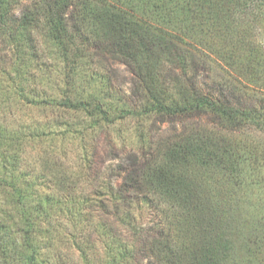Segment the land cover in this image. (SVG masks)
Masks as SVG:
<instances>
[{
	"label": "rangeland",
	"instance_id": "rangeland-1",
	"mask_svg": "<svg viewBox=\"0 0 264 264\" xmlns=\"http://www.w3.org/2000/svg\"><path fill=\"white\" fill-rule=\"evenodd\" d=\"M27 3L19 0L16 12L20 14ZM235 15L240 17L230 32L236 33L230 35L233 42L229 37L218 45H205L199 84L222 102L256 110L254 119L243 126L223 121L217 132L223 140L261 150L264 7L250 10L246 17ZM8 34L0 31V264H164L156 254L161 248L138 226L156 233L160 228L164 239L177 238L180 213L173 215L168 206L139 205L137 197L129 209L125 200H119L117 188L123 178L116 177L113 168L127 163L133 151L161 144L186 127L202 123L211 129L213 115L164 123L115 117V123L89 128L82 113L59 104L63 74L52 43L39 35L34 43L15 45ZM85 69L84 92L115 106L129 104L134 75L126 65L94 56ZM102 85L111 86L110 91ZM258 164L252 166L255 172L262 167ZM225 177L216 174L203 180L204 200L210 199L205 198L209 193L218 202L216 211L210 209L209 220L231 218L232 226L241 228L229 238L222 236L217 261L264 264V226L254 221L264 207V180L259 183L257 175L252 179L246 175L242 185L237 182L233 187Z\"/></svg>",
	"mask_w": 264,
	"mask_h": 264
},
{
	"label": "trees",
	"instance_id": "trees-1",
	"mask_svg": "<svg viewBox=\"0 0 264 264\" xmlns=\"http://www.w3.org/2000/svg\"><path fill=\"white\" fill-rule=\"evenodd\" d=\"M18 1L0 0V31L9 32L15 45L34 43L39 35L52 43L63 74L59 104L82 113L89 128L115 123V117L154 118L164 123L213 115L211 129L202 123L186 127L161 144L150 143L133 151L127 163L113 171L123 178L117 192L129 209L137 197L139 205L168 206L173 215L180 213L177 238L165 241L164 230L159 228L156 233L137 225L143 236L161 248L156 254L164 264H224L216 258L223 237L241 228L232 226L231 218L211 215L209 220L210 209L216 211L218 202L209 193L205 198L210 199L204 200L203 180L216 174L226 176L227 184L234 187L237 182L242 185L246 175L251 179L257 175L260 183L264 180V149L241 141L233 144L219 136L220 122L232 121L238 128L253 120L256 110L206 93L199 84L204 69L201 57L207 44L218 45L229 37L233 42L230 35L236 33L230 32L240 17L235 14L246 17L250 10L264 7V0H28L20 14L16 12ZM94 56L131 70L134 81L128 105L108 104L97 94L84 92L85 67ZM240 63L241 67L246 64L242 59ZM102 86L107 92L111 89ZM254 163L262 166L258 172L252 170ZM258 211L261 215L253 220L264 226V207ZM26 240L30 244V236Z\"/></svg>",
	"mask_w": 264,
	"mask_h": 264
}]
</instances>
